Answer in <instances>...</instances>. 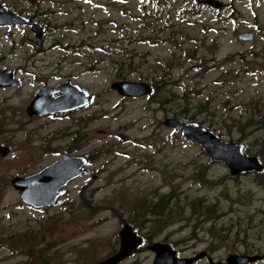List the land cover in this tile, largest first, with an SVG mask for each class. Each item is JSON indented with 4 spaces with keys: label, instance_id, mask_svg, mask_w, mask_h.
I'll use <instances>...</instances> for the list:
<instances>
[{
    "label": "rangeland",
    "instance_id": "374dc122",
    "mask_svg": "<svg viewBox=\"0 0 264 264\" xmlns=\"http://www.w3.org/2000/svg\"><path fill=\"white\" fill-rule=\"evenodd\" d=\"M220 1L222 11L195 0H0L47 32L40 43L30 28L0 27V69L23 82L0 88V144L10 149L0 158V264H93L125 225L183 257L264 255V171L232 177L164 125L185 113L224 141L258 149L264 0ZM245 34L253 40H240ZM68 79L92 94L90 109L27 116L38 89ZM125 81L163 82L165 92L125 98L111 88ZM72 136L98 178L76 180L57 209L24 206L11 180L55 162ZM136 256L133 264L155 257L145 247Z\"/></svg>",
    "mask_w": 264,
    "mask_h": 264
},
{
    "label": "water",
    "instance_id": "95a60500",
    "mask_svg": "<svg viewBox=\"0 0 264 264\" xmlns=\"http://www.w3.org/2000/svg\"><path fill=\"white\" fill-rule=\"evenodd\" d=\"M214 9L222 10L226 6L218 0H196ZM31 27L36 39L43 42L46 32L43 25L35 20H31L19 13L9 10L8 7L0 4V27ZM243 42L253 40L254 36L245 34L239 36ZM17 86L21 88L22 82L15 79V74L10 70H0V87ZM112 89L119 95L129 98H141L152 93V88L147 83L142 82H116L112 84ZM58 94L56 98L52 95ZM90 103V94L71 81L60 84L54 88H45L35 94V98L27 108L29 117L35 115L47 116L56 113L72 112L79 108L86 107ZM166 127L182 132L184 136L199 143L210 155L211 160L216 163H225L232 177H239L251 174H259L264 170V166L257 157L247 156L244 152V145L232 141H224L211 130L195 122H185L179 118H168L164 122ZM9 148L0 145V157H6ZM88 161L83 157H71L65 153L59 161L46 167L39 173L29 177H15L11 183L14 189L19 191L21 201L25 205L34 208L53 207L57 205L58 199L63 195L62 189L71 181L81 177L83 174L90 175L93 180L97 179L94 171L86 169ZM121 232V250L115 257L103 264H117L129 257L131 251L142 244V239L130 242L129 225ZM156 253L154 264H193L203 254L189 259H178L176 252L169 246L156 243L149 247ZM264 256H231L227 264H252L263 259Z\"/></svg>",
    "mask_w": 264,
    "mask_h": 264
},
{
    "label": "flooded vegetation",
    "instance_id": "af4514ba",
    "mask_svg": "<svg viewBox=\"0 0 264 264\" xmlns=\"http://www.w3.org/2000/svg\"><path fill=\"white\" fill-rule=\"evenodd\" d=\"M42 24V23H41ZM43 25V27H44V30H45V26H44V24H42ZM31 29V28H30ZM47 33V32H46ZM68 81H71L72 82V80H70V79H68L65 83H67ZM65 83H60V84H65ZM60 84H58V85H60ZM73 84H75V83H73ZM57 85V86H58ZM75 85H78V84H75ZM78 86H80V85H78ZM54 87H56V86H54ZM54 87H51V86H45V87H43V88H40V89H38V91H40V90H42V89H45V88H54ZM81 87V86H80ZM151 87H152V94H151V97L154 95V93H155V89H154V86L153 85H151ZM13 88H15V87H13ZM82 89H84L85 91H87L89 94H90V103H89V105H87L86 107H83V108H79V109H77V110H75V111H72V112H66V113H59V114H53V115H47V116H38V115H35V116H33V117H29L28 116V114H27V112H26V114H27V116L30 118V119H37V118H47V117H49V118H51L52 116H57V115H60V116H69V115H78V114H80V113H82V112H84V111H86L87 109H90L94 104H93V102H92V94L88 91V90H86L85 88H83V87H81ZM37 91V92H38ZM36 92V93H37ZM35 93V94H36ZM35 94H34V98H35ZM58 96V94H54V95H52V97L53 98H56ZM33 98V99H34ZM33 99L29 102V104H27V107H26V111H27V108H28V106L32 103V101H33ZM169 117H167L166 118V120L168 119ZM1 145V144H0ZM3 146V145H2ZM3 147H6V146H3ZM8 148V147H7ZM85 149H86V147L85 146H80V144L78 143V139H77V137H75V136H72L71 137V141H70V143L69 144H67L66 146H64V147H62L60 150H58L56 153L58 154V155H60V157L55 161V162H57V161H59L60 159H62V157H63V155L65 154V153H67L69 156H71V157H83V158H85V159H87V161H88V163H87V166H86V169H89V170H92L91 169V167H92V156H91V154H86L84 151H85ZM9 153H10V149H9ZM0 158H6V157H0ZM55 162H53V163H55ZM52 163V164H53ZM52 164H50V165H52ZM50 165H48V166H50ZM48 166H46V167H48ZM46 167H44L43 169H45ZM43 169H41L40 171H42ZM40 171H38V172H36V173H34V174H31V175H28V176H25V177H29V176H32V175H35V174H37V173H39ZM93 171V170H92ZM95 172V171H94ZM82 177H91L90 175H87V174H83L80 178H82ZM78 180V179H77ZM76 181V180H75ZM75 181H72V182H70L64 189H63V195H62V197H60L59 198V200H58V203H57V205L55 206V207H44V208H34V207H32V206H29V205H24V206H26V207H28V208H31L32 210H35V211H45V212H47V211H49V210H51V209H57V208H59V207H61L62 206V199L63 198H66V197H68L69 196V188H70V186L75 182ZM68 202V201H67ZM125 227V226H124ZM125 228H120V230L117 232V234H118V241L115 239V245L113 246V247H111L110 245L108 246V248H102V250L103 249H105L104 250V253H103V251H95V261H94V263L93 264H103V263H105V262H107L109 259H111V258H113V257H115L117 254H119V252H120V250H121V232L124 230ZM128 238H129V240H130V242L132 243L133 241L134 242H136L138 239H142V241H143V243L141 244V245H139V246H137L136 248H134L132 251H131V253H130V255H129V257H127L126 259H124V260H122V261H120L119 263H117V264H128V263H130V264H133L135 261H138V260H140V258L138 257V256H136V253L141 249V248H146L147 250H149V247L151 246V245H153L154 243H160V244H163V245H168V244H166L165 242H151V241H149V240H146V238H145V236L141 233V232H139V230H138V228H129V235H128ZM199 254H203V256H202V258H200L199 260H197L195 263H193V264H227L228 263V259L231 257V256H241V255H237V254H231V255H229V256H227L226 258H224V259H219V258H215V257H213L211 254H210V252H208V251H202V252H200V253H197V254H194V255H192V256H180L179 254H178V252H177V256H178V258L179 259H188V258H193V257H196L197 255H199ZM245 256H248L249 254H248V251H247V254H244ZM154 258H153V260H152V262H151V264H154V261L156 260V253L154 254ZM94 257V256H93ZM264 260V259H263ZM254 264V263H253Z\"/></svg>",
    "mask_w": 264,
    "mask_h": 264
},
{
    "label": "trees",
    "instance_id": "16d2710c",
    "mask_svg": "<svg viewBox=\"0 0 264 264\" xmlns=\"http://www.w3.org/2000/svg\"><path fill=\"white\" fill-rule=\"evenodd\" d=\"M151 85H153L154 89H155V93H154L153 96H157V95H159V93H164L165 92L164 91L165 84L163 82H160L158 84L155 83V84H151ZM157 102H158V104H161V106H164V105H166L168 103L167 100L164 101L162 99H157ZM176 116L180 117L183 120H188V121H193L194 120V117H189L188 118V116L185 113L177 114ZM261 123H263V122H260V124ZM263 125H264V123H263ZM262 127H263V130H264V126H262ZM256 139H257V137H256ZM257 142H258V149L256 150V152L253 151L252 148H250V146H248L247 144L245 145V152L249 156H257L260 160H262V157H264V135L262 137L258 138ZM199 170H200V168L197 169L198 173H199ZM206 180H210V179L206 178ZM161 201L163 202V199ZM161 204L162 203H159L156 208L155 207L153 209L151 208L150 213L153 214V215H158V213H161V211H158L159 207L161 206ZM163 208H162V210H163Z\"/></svg>",
    "mask_w": 264,
    "mask_h": 264
}]
</instances>
